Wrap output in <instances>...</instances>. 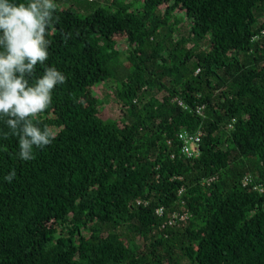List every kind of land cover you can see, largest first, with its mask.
Instances as JSON below:
<instances>
[{"label": "trees", "instance_id": "obj_1", "mask_svg": "<svg viewBox=\"0 0 264 264\" xmlns=\"http://www.w3.org/2000/svg\"><path fill=\"white\" fill-rule=\"evenodd\" d=\"M108 1L54 13L45 63L66 82L32 118L52 144L21 160L0 117V264H264V0ZM179 11L197 47L173 40ZM108 81L120 119L94 92ZM176 211L189 219L164 226Z\"/></svg>", "mask_w": 264, "mask_h": 264}, {"label": "clouds", "instance_id": "obj_2", "mask_svg": "<svg viewBox=\"0 0 264 264\" xmlns=\"http://www.w3.org/2000/svg\"><path fill=\"white\" fill-rule=\"evenodd\" d=\"M56 8L54 0H0V117L19 138L23 161L35 159L34 148L43 150L55 139V132L47 125L41 129L32 118L50 107L52 92L66 82L61 71L45 63L51 45L47 37L58 22ZM37 66L42 75H36ZM15 177L13 170L4 179L11 182Z\"/></svg>", "mask_w": 264, "mask_h": 264}, {"label": "rangeland", "instance_id": "obj_3", "mask_svg": "<svg viewBox=\"0 0 264 264\" xmlns=\"http://www.w3.org/2000/svg\"><path fill=\"white\" fill-rule=\"evenodd\" d=\"M128 3L134 4L135 7L141 8L142 3L140 0H127ZM109 4L108 0H95L91 2L90 0H63L57 3V7L59 8H68V7H73L75 10H77L78 14L82 17H85L89 14H91L94 10L99 8L102 5ZM176 15V16H175ZM172 19L169 21V26H173L176 23L174 27V34L172 36L174 41H181V40H186L185 47H197L195 43L191 40V34H190V28L192 27V21L189 19H186L183 13L179 11L176 13ZM169 36V32L167 29H162L160 37L157 38L156 40H163L165 37ZM168 46L171 47L170 43L167 41ZM207 45L205 44H200L198 47H206ZM117 50L120 52L121 57H120V62L122 65H126V55L129 50V44L125 41H121L117 45ZM117 87L118 84L116 81H108L104 84H101L97 86L94 90L96 95L100 98L101 101V109L103 110V116L112 118V119H120L122 114V105L119 102V100L116 97V92H117ZM157 96L161 99L164 95V92H157ZM124 234H126V231H123Z\"/></svg>", "mask_w": 264, "mask_h": 264}, {"label": "built area", "instance_id": "obj_4", "mask_svg": "<svg viewBox=\"0 0 264 264\" xmlns=\"http://www.w3.org/2000/svg\"><path fill=\"white\" fill-rule=\"evenodd\" d=\"M262 34L264 35V31ZM180 104L183 105L182 102H180ZM201 112H202V109L199 108L198 113L201 114ZM201 138H202L201 132H198L196 134H192V133H189L187 131H184V132L180 133L179 139L183 142L181 154L188 157V158L199 157ZM181 193H182V191H180V194ZM147 204H148L147 202H143L140 200L137 201V205H147ZM157 213L159 216H163L165 213V209L160 208V209H158ZM189 217H190V215L187 212L186 213H180V212L176 211L169 216V219L164 226H166V225H169V226L180 225L181 223L188 220Z\"/></svg>", "mask_w": 264, "mask_h": 264}]
</instances>
